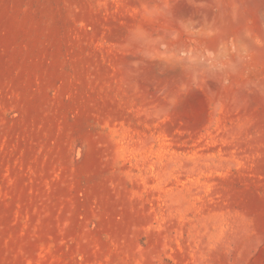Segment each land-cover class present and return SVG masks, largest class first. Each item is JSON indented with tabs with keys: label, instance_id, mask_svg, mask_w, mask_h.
Returning a JSON list of instances; mask_svg holds the SVG:
<instances>
[{
	"label": "rangeland",
	"instance_id": "obj_1",
	"mask_svg": "<svg viewBox=\"0 0 264 264\" xmlns=\"http://www.w3.org/2000/svg\"><path fill=\"white\" fill-rule=\"evenodd\" d=\"M0 264H264V0H0Z\"/></svg>",
	"mask_w": 264,
	"mask_h": 264
}]
</instances>
